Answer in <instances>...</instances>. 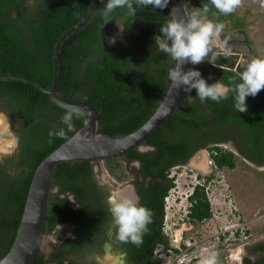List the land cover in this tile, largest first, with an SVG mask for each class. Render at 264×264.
<instances>
[{
    "label": "trees",
    "instance_id": "1",
    "mask_svg": "<svg viewBox=\"0 0 264 264\" xmlns=\"http://www.w3.org/2000/svg\"><path fill=\"white\" fill-rule=\"evenodd\" d=\"M182 1L189 15L194 7L208 3L207 17L214 22L236 17L234 13H219L209 0ZM103 6L100 0H95L89 21L62 43L57 93L67 102L86 104L100 111L99 131L116 137L140 127L167 90L170 83L167 74L175 62L158 51L154 36L161 34V24L171 17L168 6L138 9L135 17L127 19L121 34L115 20L103 26L105 21L100 12ZM88 7L89 0H0V112L9 117L18 141L15 150L0 159V259L10 250L16 236L36 167L85 122L80 114L79 118H73L72 129L68 130L61 122L67 109L57 105L32 82L46 89L51 87L55 44L85 17ZM125 12L116 10L115 18L123 19ZM231 21L232 27L252 40L243 22ZM113 36L117 37L116 43L110 44L108 38ZM215 63L222 66L219 70L225 84L239 82L243 68H233L235 61L230 55L221 53ZM198 70L209 83L215 82L206 69ZM262 97L260 92L255 97L249 96L247 110L239 112L232 106L231 93L228 99L217 103L201 102L195 89L185 92L175 113L146 140L153 148L128 152L129 159L140 163L135 170L148 178L147 183H138L139 203L153 214L142 244L118 241L130 261L150 264L155 248L168 245V235L164 234L165 200L174 186L170 177L174 164H186L195 152L207 148L216 168H235V153L219 144L233 140L250 161L264 165ZM59 128H65L63 137L49 135L50 130ZM104 161L118 179L128 176L126 166L122 165L123 157ZM92 165L89 160H78L63 161L56 166L45 232L55 233L57 241L52 243L50 259H45V253L40 250L33 264H79L73 259L75 256L91 252L106 238L111 215L107 196L92 178ZM197 177L200 181L188 195L187 214L193 223L213 216L206 189L213 175L197 174ZM59 223L72 224V236L63 237ZM256 249L262 255L256 260L245 257L242 264H263L264 242ZM67 252L73 255L67 256Z\"/></svg>",
    "mask_w": 264,
    "mask_h": 264
},
{
    "label": "rangeland",
    "instance_id": "2",
    "mask_svg": "<svg viewBox=\"0 0 264 264\" xmlns=\"http://www.w3.org/2000/svg\"><path fill=\"white\" fill-rule=\"evenodd\" d=\"M233 13L237 18H242L245 32L254 41L258 57L264 59V0H240ZM207 19L212 20L209 17ZM217 22L225 25L221 40L225 35L234 32L228 19ZM195 67L206 69L207 63H199ZM0 114L6 113L1 111ZM2 117L3 115L0 116ZM8 121L4 118L6 127L10 124L14 133L9 117ZM4 138L0 136V159L3 155H10L18 145L15 133L13 135L8 132L7 138L10 142ZM201 154L210 164V169L206 172L194 166V159ZM192 160L172 168L170 177L174 186L165 200L164 228L170 237L169 247L172 249L179 246L178 240L182 237L181 250L168 251V248L159 246L152 264H199L200 259L209 252L216 253V264H242L246 256L257 258L262 255L261 251L255 250V246L264 242V165L255 164L236 155L235 168L218 169L206 149L197 151ZM122 165L126 166L125 161ZM134 165L136 164L130 163L128 167L132 169ZM96 170L100 180L112 183L113 190H120L124 195L134 198L130 174L124 179H119V183H113L106 172L108 164L104 160L99 161ZM197 174L213 175V180L206 187L213 216L203 222L193 223L187 214L190 204L188 195L200 181ZM58 228L63 237L72 235V226L59 224ZM53 241L56 243L57 235L48 234L42 246L44 253L53 248ZM105 256L92 252L86 257L83 255L81 260L86 264H106ZM78 259L80 260V256Z\"/></svg>",
    "mask_w": 264,
    "mask_h": 264
},
{
    "label": "clouds",
    "instance_id": "3",
    "mask_svg": "<svg viewBox=\"0 0 264 264\" xmlns=\"http://www.w3.org/2000/svg\"><path fill=\"white\" fill-rule=\"evenodd\" d=\"M104 5L100 9L105 23L115 20L119 32L125 30L127 19L135 17L138 9L158 8L164 9L170 0H100ZM209 3L219 13L228 15L239 6L240 0H209ZM126 10L123 19H116V10ZM209 12L208 3L202 7H194L187 18H177L173 13L165 23L161 24L159 35L154 36V45L159 52L170 57L175 62L168 71V80L172 90L183 87L186 93L196 90V97L201 102L211 100L219 103L229 98L231 93L233 108L239 112L247 110L246 100L249 96L255 97L261 89H264V59L254 58L246 62L243 70L239 73V82L226 85L217 80L209 83L198 69L190 68L183 70V65H192L207 61L213 63L221 53L227 55V41L221 40V33L225 25L207 19ZM110 44L116 43V37H109ZM214 49H218L216 52ZM191 96H189L190 98ZM3 114H0L2 116ZM80 112L74 109L65 110L61 116L62 124L72 129L73 118H79ZM7 131L11 133L10 124ZM50 136L63 137L65 128L52 129ZM104 185L101 184V187ZM108 211L111 215V223L108 231L114 235L117 241L132 243L139 246L142 244L143 235L148 231V225L152 223V211L139 203L138 199L124 195L120 190H110L107 197ZM216 253L209 252L204 255L199 264H216Z\"/></svg>",
    "mask_w": 264,
    "mask_h": 264
},
{
    "label": "water",
    "instance_id": "4",
    "mask_svg": "<svg viewBox=\"0 0 264 264\" xmlns=\"http://www.w3.org/2000/svg\"><path fill=\"white\" fill-rule=\"evenodd\" d=\"M94 3L95 0H89L88 12L85 17L62 34L56 42L53 55L54 78L51 87L46 89L29 79L23 78L45 91L57 105L65 109L78 110L85 118V122L82 127L49 153L36 167L28 189L16 236L10 250L0 259V264H33L37 253L42 250L43 243L48 235L45 232V225L51 182L54 170L59 163L78 160L103 161L111 157H126L128 152L135 148L145 150L147 148L145 142L148 137L175 113L185 96L184 86L172 90V86L169 83L163 98L152 115L134 131L116 137L99 131L98 118L100 111L86 104L67 102L58 96L59 52L61 45L69 35L89 21ZM168 8L170 13H173L177 18H187L189 16L182 0H170ZM193 67L194 65L186 63L183 65V70L187 71ZM3 117L9 122L6 114H3ZM11 133L14 135L12 131ZM204 149L202 148L198 151H204ZM192 159L193 155L190 160ZM192 162L193 160L191 165H193ZM70 198L74 200L73 195H70ZM60 224L72 226L69 223ZM120 258L118 263L122 264Z\"/></svg>",
    "mask_w": 264,
    "mask_h": 264
},
{
    "label": "flooded vegetation",
    "instance_id": "5",
    "mask_svg": "<svg viewBox=\"0 0 264 264\" xmlns=\"http://www.w3.org/2000/svg\"><path fill=\"white\" fill-rule=\"evenodd\" d=\"M232 19H235L236 21H239V22H243L242 18L235 17V18L228 19V21L230 22V24L232 26H233L232 21H231ZM233 31L234 32L232 34L225 35L222 41H227L226 49L230 50V51L227 52V54L230 55L233 58V60L235 61V64L232 67L233 68H239L241 66L243 68L244 65L246 64V62L250 61L251 59L259 58V57L257 55V51H256L255 46H254V41L253 40H248L249 38H247V36L244 33H242L241 31H238V29L235 28V27H233ZM214 51L218 52L219 50L218 49H214ZM206 63H207V68H206L207 75L210 76L215 82L217 80H221V82H223V80H222L223 79V75H221V72L219 70L222 66L217 65L215 63V61H214V64L213 63H208L207 61L201 62L202 65H205ZM195 66L196 65H194L193 68H195ZM211 70H212V72H211ZM260 93H262L264 95V89H261ZM263 98L264 97H262L261 100H263ZM263 113L264 112H261V114H263ZM219 144L222 145L223 147H226V148L230 149L231 151H233L235 153V155H239V156L243 157L244 159H246L247 161H250L243 154V152L238 148V146H236V144L234 143L233 140H227L225 142H220ZM145 146H147V148L145 150H140V151H146V150H150V149L153 148V146L149 145L146 142H145ZM205 149L207 150V148H205ZM123 158L125 159V164L127 166L128 173L130 174L129 175V180H130V182L132 184V189L134 191V198L138 199V201H139L140 197H139L138 187H137L138 183H141L143 181H145L147 183L148 182V178L147 177L143 178L135 170V168H138L139 165H140L138 160L129 159V156H126V157H123ZM91 162L93 164L92 165V178L96 181V183L102 189L104 194L108 197L109 191L113 190L112 189V183L110 181H102V180H100L98 178V176H97V173H96V171H97L96 167L99 164V161H91ZM212 162H213V160H212ZM130 163H135L136 164V165H134L135 167L130 169L128 167V165ZM213 164H214V162H213ZM179 165H183V163H176V164H174L172 166V168L175 167V166H179ZM214 166H215V164H214ZM106 172L109 175L110 180L113 183H119V179L117 178V176H115L109 170H106ZM101 184H103L104 186L101 187ZM72 227L74 228L73 225H72ZM73 228H72V230H73ZM164 234L168 235V233L165 230V228H164ZM168 238L169 239H168V245L167 246L166 245H159V246H161L162 248H168L167 249L168 251H173V250H175V248H177V249H179V252H180V250H181L180 247L182 246V244H181L182 237H180L179 240H178V243H180L179 246H174V247H172V249H171V247H169V246H171L169 235H168ZM52 243H55V242L53 241ZM100 245L101 246H97V248L93 249L91 252H85L84 256L86 257V256H88L89 253L96 252V253L102 254L103 256L106 255L105 256L106 264H120V263H118L119 262L118 260H119L120 257H121L120 261L122 262V264H139L138 262H134V261H130L129 260L128 253L126 251H124V249L121 246V244L114 238V235L109 233L108 230H107L106 238L103 239V241L100 243ZM159 246H157L155 248V253H156V250H157V248ZM256 246H255V250H257ZM189 248L190 247H187V249H189ZM50 251L49 252H45V255H44L45 259H50V255H51ZM257 251H259V250H257ZM42 252H43V249H42ZM66 254H67V256L73 255L71 252H67ZM246 257H250L253 260H256V259L259 258V257L253 258L251 256H246ZM73 259L75 260V262H78L79 264H86V263H84V261L81 260V257H80V260L78 259V256H75V258H73ZM66 260H68V259H66ZM152 263H150V264H152ZM242 263H243V260H242Z\"/></svg>",
    "mask_w": 264,
    "mask_h": 264
},
{
    "label": "bare ground",
    "instance_id": "6",
    "mask_svg": "<svg viewBox=\"0 0 264 264\" xmlns=\"http://www.w3.org/2000/svg\"><path fill=\"white\" fill-rule=\"evenodd\" d=\"M7 135H8L7 127L5 125L4 118L2 117L0 118V136L5 137L4 140L10 142L9 138H7ZM194 161H195L194 166L197 167L200 171L206 172L210 169V164L208 163L207 159L203 157L202 154L196 157Z\"/></svg>",
    "mask_w": 264,
    "mask_h": 264
},
{
    "label": "built area",
    "instance_id": "7",
    "mask_svg": "<svg viewBox=\"0 0 264 264\" xmlns=\"http://www.w3.org/2000/svg\"><path fill=\"white\" fill-rule=\"evenodd\" d=\"M210 182H211V181H210ZM210 182H209V183H210ZM208 195H209V193H208ZM209 198H210V196H209Z\"/></svg>",
    "mask_w": 264,
    "mask_h": 264
}]
</instances>
